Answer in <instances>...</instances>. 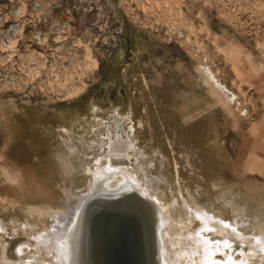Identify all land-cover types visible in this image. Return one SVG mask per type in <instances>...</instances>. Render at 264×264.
<instances>
[{"label": "rangeland", "instance_id": "rangeland-1", "mask_svg": "<svg viewBox=\"0 0 264 264\" xmlns=\"http://www.w3.org/2000/svg\"><path fill=\"white\" fill-rule=\"evenodd\" d=\"M151 1L188 40H164L104 0L121 41L91 73L70 65L84 52L55 44L43 20L90 0H0V264L43 260L34 236L90 191L89 167L107 154L102 165L135 176L172 233L223 240L192 208L232 223L240 239L216 257L241 260L264 235V0ZM201 63L237 98L215 95Z\"/></svg>", "mask_w": 264, "mask_h": 264}, {"label": "bare ground", "instance_id": "bare-ground-1", "mask_svg": "<svg viewBox=\"0 0 264 264\" xmlns=\"http://www.w3.org/2000/svg\"><path fill=\"white\" fill-rule=\"evenodd\" d=\"M199 69L215 95L226 102L237 98L209 66L201 63ZM117 152L127 151L122 144ZM109 157L107 154L95 158L99 165L95 171L89 167L93 175L90 191L80 200L76 196L66 202L71 212H57L52 216L55 224L34 236L36 253L45 251L43 260L33 257L34 264H250L247 259L257 252L264 257V235L251 243L254 247L248 255L243 253L245 257L241 260L231 255L225 259L216 257L230 242L227 238L240 239V236L232 223L221 225L225 223L222 219L221 222L216 218L210 220L198 208L191 210L203 228L214 226L213 235L223 240L205 238L201 230L172 233V223L169 225L161 209L141 191L135 176L119 167L102 165V160ZM119 176L123 179L113 184Z\"/></svg>", "mask_w": 264, "mask_h": 264}, {"label": "built area", "instance_id": "built-area-1", "mask_svg": "<svg viewBox=\"0 0 264 264\" xmlns=\"http://www.w3.org/2000/svg\"><path fill=\"white\" fill-rule=\"evenodd\" d=\"M117 2L129 23L136 24L146 31L157 33L167 41L170 39L188 40L179 21L170 18V20L162 22L160 18H156V15H163L159 8L155 9L151 0H117ZM150 14H154L152 19L149 18ZM47 18L52 28H50V33L54 36L55 44L62 42L63 45L69 41L71 49L84 52L81 64L71 63L70 65H82L85 72L92 73V69L97 66V58L108 56L119 46L121 41V26L112 16V10L104 0H90V4L82 11H77V8H74V11L71 9L70 12L58 14L50 12L43 17V20H47ZM21 26L23 28L24 22Z\"/></svg>", "mask_w": 264, "mask_h": 264}]
</instances>
